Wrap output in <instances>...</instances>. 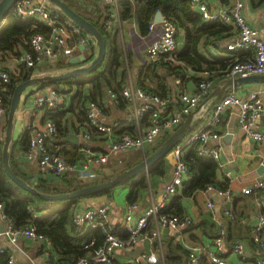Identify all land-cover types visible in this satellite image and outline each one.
<instances>
[{
    "label": "built area",
    "instance_id": "2783aa9c",
    "mask_svg": "<svg viewBox=\"0 0 264 264\" xmlns=\"http://www.w3.org/2000/svg\"><path fill=\"white\" fill-rule=\"evenodd\" d=\"M121 1L123 0H103V4L108 12L113 14L112 10L117 11ZM191 2L198 9L203 21L231 23L237 29L235 38L226 46L227 51L232 53L225 59L227 64L225 75L228 78L232 79L249 74H264V41L260 38L258 31L246 23L242 15L243 5L241 2L236 1L230 7L222 5L213 9H208L201 0H191ZM49 4L46 0H16L13 4L11 12L17 17L35 19L47 30L46 34L37 32L30 36L28 40L29 49L20 50L18 56L14 58V67L23 66L26 70H35L44 65L53 66L66 54L73 52L79 45H87L89 36L73 22L61 18ZM104 25L106 28V23ZM156 25L160 26V35L145 50L148 62L163 63L170 66L179 64L180 61L176 58V36L178 32L176 25L170 19L162 16L157 23L152 19L148 25V30H152ZM33 76H36L35 73L28 78ZM0 83H10L8 71L0 69ZM210 85L211 79H204L197 82L196 89L192 93L178 91L175 106L171 111L168 110V107L173 103V99L169 95L162 96L142 86H124L121 89V96L131 105L128 118L138 128L137 133L133 135L127 133L114 135L111 125L100 120V109L96 103L91 99H85L84 114L87 127L79 130L81 139L85 144H82L79 149L80 157L77 168L74 163L66 161L59 154L50 152L45 144V139L50 138L55 133L56 126L51 120L42 121V114L44 110L54 111L65 104L64 87L52 86L46 96L33 97L27 94L24 99V108L29 109L31 117L37 118L41 122L40 127L29 126V143L24 150V156L28 161L36 162L41 170L55 176H61L62 172H75L77 179L80 181L94 178L96 174L91 171V166L105 165L110 156H119L129 152H142L144 154L147 149L155 146L161 132H172L183 118L208 95ZM27 97L32 98L27 99ZM153 106H157V109ZM229 107L237 108V124L244 137L254 142L264 143V133L256 129V124L264 112L261 98L256 93L241 98L231 88L213 105L210 111V120L217 122L221 113ZM6 112V102L0 97V147ZM144 117V125L139 128L140 121ZM92 134H95V137L105 144L104 151H94L89 144H86ZM219 138L218 134L205 128H199L189 132L172 148L173 168L170 181L164 184L159 196L138 216H134L136 204L128 206L121 222L122 230L126 233L125 238H120L109 225L110 209L107 204L97 208L85 209L74 215L72 224L75 229L99 228L104 234V239L102 245L94 253L81 256L76 261L65 262L64 264H112L116 251L134 248L146 230L149 231L147 240L154 242L159 240L162 230L172 229L181 232L189 228L192 224V218L188 214L176 215L167 213L164 210L171 197L179 190L182 182L188 176L189 168L183 157L187 152L194 151L199 157H210L217 161L220 157L221 146L218 143L215 145L209 143ZM201 191L206 195V207L208 209H212L214 206L213 202L208 199L210 193H214L224 200H229L231 197L229 189L216 187L212 184L206 185ZM240 192L243 195H253L256 206L264 209V171L241 187ZM0 207H2L1 204ZM224 213L231 220L234 218L230 211L225 210ZM31 215L36 218L37 212L31 211ZM1 219L6 222V226L0 232V255L7 254V264H15V261L6 252L2 240L5 239L16 246L20 237L34 242H43L45 245L41 247V254L43 255L41 264H51L49 247L51 243L46 236L37 233L31 224L15 228L4 214H2ZM151 226L153 228L149 230ZM224 241L225 231L221 228L217 236L212 239L211 244L192 243L185 245L184 248L187 251L186 264H199L202 257H207L212 264H228L220 256V252L224 248ZM252 241L260 253L254 264H264V213L262 212L255 215ZM232 252L235 255H242V245L240 243L234 244ZM139 260L155 263L157 257L149 251L140 253L135 258V262L138 263ZM56 264L59 263L56 262Z\"/></svg>",
    "mask_w": 264,
    "mask_h": 264
},
{
    "label": "crops",
    "instance_id": "0c3cea01",
    "mask_svg": "<svg viewBox=\"0 0 264 264\" xmlns=\"http://www.w3.org/2000/svg\"><path fill=\"white\" fill-rule=\"evenodd\" d=\"M201 1L208 9L217 8L222 5L230 7L236 1L241 2L243 5L242 15L246 23L250 27L256 29L260 38L264 41V0ZM65 3L70 4L72 9L74 8V11L76 10V12H79L92 20H98V22L102 24L103 28L108 31L110 35L115 36V42L117 44L120 57L119 67L116 70L114 84L121 82L120 89H118L116 92L113 88L104 87L100 96L96 98V100H92L100 109V120L111 125L114 135L116 136L124 133L133 135L138 131L136 124L131 122L128 118L131 105H129L121 96V89L124 86H142L143 88L159 95H169L173 99V103L168 107V110L171 111L173 106H175L176 94L178 91L181 90L192 93L195 91L198 81L211 79L210 93L217 84L228 78L225 74H222L221 71L218 70L220 63L213 59L218 58L219 60H223V62H225V59L232 54L226 49L227 44H230L237 34V29L231 23H224L227 28L226 31L218 35L202 37L198 43V51L207 60L212 62V66H215L216 70H195L190 65H186L180 61L179 64L174 65L178 66L180 73L172 74L171 71H168L166 66H162L163 63H149L145 55L146 48L159 38V25H156L152 30H148L147 28V32L145 34H141L138 24L134 19L120 21L118 16L119 6L117 11L111 9L113 12V14H111L104 6L103 0H66ZM202 22L210 23L203 20ZM105 23L107 25L106 28L104 25ZM177 34L181 35L180 42L176 41L178 53L183 49L184 40L182 32H177ZM76 49L75 52L73 51V56H77L79 54V51H76ZM66 58L67 57L65 56L58 62L65 63L67 61ZM0 65H3L7 69L11 70L15 66L14 59H7L3 62H0ZM46 66L49 65H44L43 67ZM204 66L205 65L203 64L202 67ZM42 73L36 71L35 75L40 76L43 75ZM147 74H149V76ZM159 85L164 87L163 91L159 89ZM52 86H57L60 88L64 87L65 107L70 105L72 99L77 95V91L79 89L75 84H72L71 86L63 84ZM52 86L41 89H37V87L33 86L22 94L21 100H23L20 101L15 117V126L19 125V127L16 134L13 130L12 140L17 139L18 135L22 131L29 132L28 128L30 125H33L34 128L40 127L41 121L37 120V118L35 119L31 117L29 115V109L24 108L23 104L25 96L27 94H30V96L32 95L33 97L42 95L44 91H48ZM90 87V84L83 85L79 95L82 97H89ZM233 89L235 90L236 95L241 98H246L249 94L256 93L261 98L264 107V83H247L236 86ZM230 90L231 88L226 89L221 97H223ZM29 98L27 97V99ZM204 99L201 100L191 111L194 112L201 107L199 112L195 113V117H200V120L193 130L205 128L206 130L214 132L220 136L218 140H212L209 143L210 145H215L218 143L221 146L220 157L217 161L214 160L216 163V167L214 169V180L217 185H215L216 187L230 190V199L224 200L214 193H210L208 199L213 202L214 206L212 209H208L206 207L207 198L202 191L195 193L194 196L182 198L181 206L183 208V214H188L192 218L193 224L206 221L207 224L212 227L208 228L205 226V231L203 230V227L197 226L189 227L181 232H177L172 229L162 230L160 232L161 234L159 236V240L154 242H149L147 240L149 231L146 230L134 248L130 250H117L112 264H163L164 258H168V264H174L170 261V259L172 256L175 257L180 255L179 251L175 249L177 246H180L186 251L184 246L187 244H211L212 239L217 236V233L221 228L225 231V241L224 248L220 252V256L228 264H254L255 259L259 257L258 255L260 253L252 241V227L255 223V215L259 212L264 213V209L258 208L256 206L253 195L241 194L240 188L245 186L252 178L259 176L264 171V143L254 142L244 137L237 124L236 107L226 108L221 113L219 120L217 122H212L210 120V111L212 108L209 112L204 113L205 105L201 106ZM153 108L157 109V106H153ZM185 118L186 116L183 118V120ZM71 119L78 126V122H76L75 118L73 117ZM144 120L145 117L140 121L139 128L143 127L145 122ZM81 128L84 129L85 127ZM256 129L264 133V112L256 124ZM169 133L171 132H161L158 136L156 144L160 143V141L166 138ZM70 135L77 136V141L75 144L68 142L69 144L73 145L72 147L74 150H76V152H79L78 158L72 161V163H74L77 168L79 165L78 159L80 157L79 149L81 145L85 143H83L79 131L77 133H71ZM86 144H89L94 151H104L106 148L105 144L93 136V134ZM153 147L149 150L152 151L154 149ZM132 153L134 152H129L125 155H130ZM148 153L146 152L143 154L140 152V154H138L142 158L143 155L145 156ZM124 157V154L119 156L112 155L109 157L108 162L105 165L91 166L90 169L96 174V176L86 180H91L90 182H92L97 179L109 177L115 172L114 167H122L120 170H123L124 164L127 162V159ZM164 159L166 164L164 174L162 176H147V187L138 192L136 200L133 203H127L125 200L128 189L125 187H120L126 189L125 192H114L117 189L116 188L111 193L110 197L99 195L79 199L73 206L74 208L72 211V216L84 211L85 209L97 208L103 204H107L110 209L108 217L109 225L120 238H125L126 233L122 230L121 222L125 213L127 212L128 206L131 204H136L134 216H138L144 209L151 205V202L154 201L162 192L164 184L171 179L173 161L168 159L167 156ZM13 161L15 164L14 166L29 179L30 184L32 185L41 180L43 182H49L50 186H53L57 189L63 187L59 190H63L64 192L66 191L67 185L62 182V177L71 181V186L79 183L80 181L77 179L75 172L65 173L61 176H55L52 173L41 170L36 165V162L28 161L24 156V151L20 150L18 147L16 150H14ZM261 167H263V169H261ZM106 171L107 174H109L108 176H105ZM187 178L188 176H186L185 179ZM86 180H83L82 182H85ZM180 191L181 187L171 197L169 203L166 205V208L172 202L174 196L180 194ZM225 210L230 211L233 214L234 218L232 220L225 215ZM2 214L3 209L0 207V225L5 228L6 222L1 219ZM42 214V212H37V217H40ZM152 228L153 227L151 226L149 230ZM210 232L211 234L209 235L208 233ZM6 243L9 242L3 239L2 244L6 249V252L13 257L15 264H21L15 258L14 254L6 245ZM236 243H240L243 247V253L240 256L235 255L232 252V247ZM17 244L18 245H16V249L26 256L33 264H41L43 262V255L41 254V247L45 245L43 242H34L20 237L17 241ZM49 247L51 255L54 256L55 254L52 246L50 245ZM137 248L140 249V253L149 251L153 252L157 257V261L155 263H147L139 260V262L136 263L135 258L137 256L134 258L130 252L136 250ZM181 258L183 260L179 262V264H186L187 251L186 254L181 256ZM51 264H56V261L51 260ZM199 264L212 263L207 257H202Z\"/></svg>",
    "mask_w": 264,
    "mask_h": 264
},
{
    "label": "trees",
    "instance_id": "16d2710c",
    "mask_svg": "<svg viewBox=\"0 0 264 264\" xmlns=\"http://www.w3.org/2000/svg\"><path fill=\"white\" fill-rule=\"evenodd\" d=\"M63 1L65 2L66 0ZM68 5L72 8L70 4ZM49 6L56 11L61 18L70 21L57 7L52 4H49ZM157 10L161 12L163 17L170 19L176 25L178 32L183 33L184 46L180 52L176 53L177 60L186 65H190L195 70H216V67L212 66V62L207 60L198 51V43L202 37L218 35L226 31L227 28L224 23L219 21L210 23L202 22L201 15L191 0H123L119 4L118 16L120 21L134 19L138 24L140 33L145 34ZM79 14L82 15L81 13ZM84 17L95 25L103 34L106 48L104 59L101 64L90 73L58 81L53 84L35 86L37 89H41L58 84L68 86L75 84L79 88L77 95L72 99L70 105L67 107L63 105L54 111L44 110L41 118L42 121L46 119L51 120L56 126L55 133L50 138L45 139L48 150L52 153L59 154L68 162H72L78 158L79 152H76L72 147L73 145L69 144L65 139L71 133H77L81 127H87L84 114L85 99L96 100L104 87L113 88L117 92L121 85V82L114 84L120 57L115 42V36L110 35L98 20H92L86 16ZM37 32L46 34L47 30L35 19H23L10 12L0 26V62L16 58L21 49L28 50V40L32 34ZM88 48L87 62L84 64L89 63L96 54L94 43L89 45ZM213 60L220 63L218 70H220L222 74H225L227 64L218 58ZM203 64L205 65L204 67H202ZM78 65L80 66L83 64ZM78 65L67 62H57L53 66H46L35 70H26L23 66H16L10 71L3 65H0V69L8 71L10 77V83H0V97L6 102L8 109L13 87L17 83L27 79L31 74L36 73V71L39 73L60 72ZM163 65L166 66L168 71H171L172 74L180 73L178 66L162 64V66ZM147 75L149 76V74ZM85 84H90L91 86L89 97H82L79 95ZM158 87L161 91L164 90L163 86L159 85ZM73 117L76 122H78V126L72 121L71 118ZM18 127L19 125H16L14 128L15 134L18 131ZM93 136H95V134H93ZM166 138L153 148L159 146ZM28 143V132H20L17 139L12 140V152L14 153L17 147L24 151L28 147ZM13 153L10 158V165L13 172L27 183H30L29 179L14 166ZM164 158L165 157L159 159L155 164L148 167L146 171L140 172L135 177L123 182L114 189L93 196L105 195L110 197L111 193L116 188L125 187L128 189L125 200L127 203H133L136 200L138 192L147 187V176H162L164 174L166 168ZM167 158L171 160L170 153L167 155ZM183 159L189 168L188 178L184 179L182 182L180 194L174 196L172 202L164 210L167 213L176 215L183 214V208L181 206L182 198L194 196L195 193L203 190L208 184H212L213 186L216 185L214 180L216 163L212 158L199 157L194 151H189ZM140 160L141 157L138 155L130 161L127 160L123 169L133 166ZM120 171L121 170L115 171L109 177H112ZM109 177L97 179L89 183L79 181V183L72 186V182L63 177L62 182L67 185L66 191H69L84 185L97 183ZM33 185L37 190L44 193L63 192V190L50 186L49 182L47 183L41 180ZM79 199L46 201L24 191L14 184L4 173L1 163L0 147V204L2 205L3 214L12 222L15 228L31 224L34 226L37 233L46 236L55 254L54 256L51 255V260L59 264L76 261L81 256L94 253L102 245L104 239V234L99 228L88 227L86 230H77L74 228L72 224V211L74 204ZM31 211L42 212L43 214L40 217L33 218ZM194 226L203 227L204 231L205 226L208 228L212 227L207 224L206 221H201L196 224L192 222L189 227ZM208 234L210 235L211 232ZM175 249L179 251L180 255L175 257L172 256L170 261L174 264H179V262L183 260L181 256L186 254V251L180 246H177ZM0 264H7V254L0 255ZM163 264H168V258H164Z\"/></svg>",
    "mask_w": 264,
    "mask_h": 264
},
{
    "label": "water",
    "instance_id": "95a60500",
    "mask_svg": "<svg viewBox=\"0 0 264 264\" xmlns=\"http://www.w3.org/2000/svg\"><path fill=\"white\" fill-rule=\"evenodd\" d=\"M16 0H0V26L5 21L6 17L12 10V6ZM50 4L57 7L71 22L78 26L82 32L89 36L87 45H79L76 51H79L77 56H73L74 52L66 54L67 61L70 64L78 65L87 62V53L89 45L93 44L96 48L95 57L87 64L76 66L74 68L56 72L47 73L40 76H33L17 83L12 90L11 97L9 99V105L4 118V132L1 144V163L2 168L6 176L18 187L23 189L30 194L41 198L46 201L54 200H73L83 197L97 195L102 192L114 189L123 182L135 177L142 171H146L148 167L155 164L159 159L166 157L172 150V148L178 144L194 127L199 123L200 117H195V113L201 109L198 108L196 111L191 112L186 118L171 132L167 138L156 148H154L149 154L143 156L139 162L133 166L123 169L116 173L112 177L99 181L97 183L84 185L69 191L58 192V193H44L37 190L32 184L27 183L19 176H17L11 166L10 157L12 154V139L13 130L15 126V117L18 110L22 94L33 86H40L46 84H53L58 81H63L72 77L84 75L94 71L103 61L105 55V41L103 34L100 30L88 21L85 17L74 11L68 4L63 0H46ZM162 14L157 10L153 15V21L159 22ZM86 46V47H85ZM264 83V74H249L245 76H238L235 78H227L217 84L213 90L208 93L201 106L205 105L204 113L209 112L212 106L222 96L224 91L228 88H235L236 86L247 84V83ZM47 90L42 93L43 96L47 95ZM67 142L76 143L77 136L70 135L65 139ZM263 169V167H261ZM62 172L61 175H64ZM4 230L3 226L0 225V232ZM140 249L130 252L135 258L140 254Z\"/></svg>",
    "mask_w": 264,
    "mask_h": 264
},
{
    "label": "rangeland",
    "instance_id": "374dc122",
    "mask_svg": "<svg viewBox=\"0 0 264 264\" xmlns=\"http://www.w3.org/2000/svg\"><path fill=\"white\" fill-rule=\"evenodd\" d=\"M181 35L180 34H177L176 36V41H179L181 40ZM148 152H151L149 149H147V153ZM140 152H134L130 155H125L124 154V158L127 159V160H132L133 158H135L137 155L140 156L139 154ZM149 154V153H148ZM120 169H122V167H114V170L115 171H119ZM109 174H107V171L105 172V176H108ZM91 180H86L85 182H90ZM63 187H60L59 189H61ZM126 189L124 188H120L118 187L114 192H118V193H123L125 192ZM6 245L10 248V250L12 251V253L14 254L15 258L21 263V264H33L26 256H24L21 252H19L17 248V246L15 245H12L10 243H6Z\"/></svg>",
    "mask_w": 264,
    "mask_h": 264
},
{
    "label": "bare ground",
    "instance_id": "6f19581e",
    "mask_svg": "<svg viewBox=\"0 0 264 264\" xmlns=\"http://www.w3.org/2000/svg\"><path fill=\"white\" fill-rule=\"evenodd\" d=\"M170 158H171V161H173V158H172V153L170 152Z\"/></svg>",
    "mask_w": 264,
    "mask_h": 264
}]
</instances>
